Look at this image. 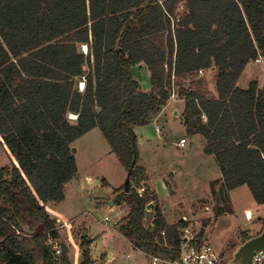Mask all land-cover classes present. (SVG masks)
I'll use <instances>...</instances> for the list:
<instances>
[{
	"label": "trees",
	"instance_id": "trees-1",
	"mask_svg": "<svg viewBox=\"0 0 264 264\" xmlns=\"http://www.w3.org/2000/svg\"><path fill=\"white\" fill-rule=\"evenodd\" d=\"M261 52L264 0H0V147L10 158L0 169V262L72 264L64 244L58 256L50 245L60 234L47 207L66 199L73 145L96 128L128 173V189L113 190L114 205L129 209L121 234L145 255L179 260L188 222L168 224L146 189L137 134L170 103L222 175L211 185L221 204L192 246L205 245L225 194L247 186L264 206V91L257 80L238 87ZM144 66L149 92L134 77ZM200 71L216 74L215 96ZM90 246L83 238L81 264H93Z\"/></svg>",
	"mask_w": 264,
	"mask_h": 264
},
{
	"label": "rangeland",
	"instance_id": "rangeland-1",
	"mask_svg": "<svg viewBox=\"0 0 264 264\" xmlns=\"http://www.w3.org/2000/svg\"><path fill=\"white\" fill-rule=\"evenodd\" d=\"M159 1L163 2L164 0ZM178 13L182 15L184 10L180 9ZM85 51L86 48H82V53L85 54ZM215 75L214 72L207 71L200 75L206 81L208 90L213 96L216 95ZM134 77L140 82L143 91H150V77L145 66L136 68ZM254 80L259 82L261 89L264 91V57L261 64H256L253 61L247 65L245 73L238 82V87L245 89L248 87L249 82ZM174 99H177V95L172 96L173 101H175ZM170 108L166 112L167 115L160 118L158 124H151L141 129L147 132L150 136L149 141L155 146L153 151L150 150V155L147 160L145 159V163H150V170L158 182L157 187L163 188L166 184V187L172 190L176 185L174 178L163 175V182L161 183L159 181L161 173L166 167L168 169L173 166L177 171L182 170L184 166H190L195 161L194 158L182 154L188 151L200 154L201 142L204 138L202 136H188L180 119L179 107L176 104V107L172 106ZM174 111L178 112L177 116L174 115ZM69 119L72 122L77 121V119L73 120L70 117ZM157 126H159L161 133L157 132ZM181 139H185L187 148H178ZM73 148L77 150L75 154L78 167L77 178L66 186L67 198L63 202L53 204L48 210L49 214L56 220L59 228L60 239L56 242L57 245L60 249L61 244L67 247L72 264L83 262L81 249L83 238L91 242L90 252L93 264H150L149 258L143 252L134 249L133 243L128 239L129 242H127L121 236L120 227L125 223L129 209L127 206L118 207L114 205L117 196L113 194V190L125 186L128 173L111 152V148L101 131L96 128L77 140ZM146 152L147 147L144 148V155ZM140 164L143 166L142 163ZM9 165V159L0 147V169ZM190 172V170L183 171L184 174H190ZM187 177H190V175H187ZM88 178L90 179L88 180ZM104 181H107L111 188H106L103 184ZM180 181L178 182L180 185H185L186 182L196 185L200 179L190 177L187 181ZM146 186L150 193L155 194L148 185ZM68 187H70L69 191ZM222 200L221 208L224 213L218 217L216 224L208 230L206 243L211 245L216 253H222L225 262H229L233 252L243 244V234L254 237L263 229L264 206L261 207L255 203L247 186L240 187L230 196L225 194ZM169 202L166 201V215H169V213L179 217L186 215L188 217L187 227L196 235L201 230L203 221L214 219L217 195L212 196L209 202H195L188 209L184 207L170 209L175 206L168 204ZM158 204L160 206L159 201ZM205 204H209L211 208L207 210H211L210 216L212 217L210 218L207 215L209 213L205 211ZM248 210L250 213L252 212V216L251 219H247L250 224L246 225L245 214ZM203 212L207 214L205 215ZM197 215L199 218L194 219ZM153 216L150 207L145 220L146 228L151 227ZM179 217L171 219L174 224L177 223ZM128 255L130 258H127ZM0 264L3 263L0 262Z\"/></svg>",
	"mask_w": 264,
	"mask_h": 264
},
{
	"label": "crops",
	"instance_id": "crops-1",
	"mask_svg": "<svg viewBox=\"0 0 264 264\" xmlns=\"http://www.w3.org/2000/svg\"><path fill=\"white\" fill-rule=\"evenodd\" d=\"M245 70H246V68H245ZM245 70H244L243 74L245 73ZM243 74H242V76H243ZM242 76L240 77V80H241ZM251 82H249V84ZM248 87H249V85H248ZM247 88H245V89H247ZM170 107H172L171 103L168 104V106H166L162 110L160 115H158V117H156V119L151 124H158L160 118L163 115H164V117L167 115L166 112L171 109ZM206 121L207 120H206L205 117L202 118V123L203 124H205ZM157 127H159V126H157ZM137 134H138V137H139V149H140V153H141L140 163L143 164V167L146 170V176H147V179H148L147 182H146V185H148L150 187V189L155 193V195H156V197H157V199H158V201L160 203V207H161V209L163 211V215L165 217V220H166V222L168 224L173 225L174 221H172L171 219H174L175 217L177 218L179 216H174L173 214H172L173 215L172 216V215H170V213H169V215H166V212H167L166 211L167 210L166 201L167 200L170 201L168 204H170L172 206L173 205L175 206V207L170 208V209H174L176 207H184L185 209H188L195 202H199V201H201V202H203V201L209 202L211 200L212 196H215L212 193L211 185L214 182L219 181L222 178V175H221L220 169H219V167H218V165L216 163L215 158L213 156H208V155L204 154V148H205V146L207 144V142H206L204 137H203L204 140L201 142L202 145H201V149H200V152H201L200 154L199 153L196 154V152H194V151H188L187 153H183L182 154V155H184V154L189 155V156H191V158H194L193 160H195V161H193V163L190 166H184L183 169H182L183 171L184 170H186V171L190 170L191 171L190 174L189 173L188 174H184L182 170H177L176 171L175 167H173V166H172V168H168V169L166 167L164 169V171H163L164 173L163 172L161 173L160 180H159L161 183L163 182V175L174 178V181H175L176 185H175V188L170 190V189H168L166 187V184H164L163 188L162 187L161 188L157 187L156 184H158V182L156 181L155 177H153L154 174H152V171L150 170V163H148V164L145 163V159L147 160L148 156L150 155V150L153 151L154 148H155L154 144H152L151 141H149V137L150 136L147 134V132H145L142 129L141 130L138 129L137 130ZM181 140H185V139H181ZM145 147H147V152L144 155V148ZM156 147H158V146L156 145ZM178 148H181V147H179V144H178ZM185 148H187V142H186L185 147L181 148V149H185ZM3 151L6 153V151L4 149H3ZM6 155H7V153H6ZM7 157H8L9 162H10V158H9L8 155H7ZM170 165L171 164L169 163V166ZM187 175H190V177H193V179L199 178L200 181L197 182L198 184H196V185H191L189 182L188 183L186 182L187 184L185 183V185H182V184L180 185V183H178L180 180L181 181L182 180L187 181L188 178H190V177H187ZM89 179L90 178H88V180ZM69 188L70 187L67 188L68 191H69ZM146 189H148L147 186H146ZM217 189H219V187H217ZM233 192H235V190L229 192L227 194V196L228 195L230 196ZM66 193H68V192L66 191ZM66 198H67V196H66ZM52 205L53 204L48 205L47 210H49V208H51ZM205 205H206L205 206V211L208 212L209 214H207L206 212H203V213L205 215L207 214L208 217L210 218V217H212V216H210L211 215V210L210 211H207V210H209L211 208L209 207V204H205ZM248 212H249V210L246 211V214ZM246 214H245V216H246ZM198 218H199V216L197 215L196 218H194V219H198ZM180 220H182L184 222H188V217L186 215L185 216L182 215V217L181 216L179 217L178 221H180ZM246 221H247L246 225L247 224L249 225L250 222L247 220V217H246ZM262 222H264V220ZM121 236L124 239H126L123 235H121ZM126 241L129 242L127 239H126ZM139 252H141V251H139Z\"/></svg>",
	"mask_w": 264,
	"mask_h": 264
},
{
	"label": "built area",
	"instance_id": "built-area-1",
	"mask_svg": "<svg viewBox=\"0 0 264 264\" xmlns=\"http://www.w3.org/2000/svg\"><path fill=\"white\" fill-rule=\"evenodd\" d=\"M162 3V1H160ZM181 10H183V7H180ZM179 9V10H180ZM87 46H84L85 49ZM88 53V49H86L85 54ZM264 57V52H261L258 54L257 58L254 60L256 64H261L262 59ZM200 75L203 74V71L199 72ZM85 88V83H80V91H83ZM70 118L73 120L77 119V116L70 115ZM204 118V117H203ZM157 132L161 133V130L159 127H157ZM186 145L185 140H181L179 143V147L184 148ZM247 219H251L250 215L246 214ZM20 234V232H17ZM181 238H182V245H181V256L179 260L176 261H169L167 259L161 258V257H154L145 255L149 258L150 264H222L223 258L222 253H216L213 247L207 243L201 247L199 251H197L193 246L192 242L195 240L197 234L195 235L189 227H186L180 231ZM165 237V234H162ZM50 245L53 246V251L58 256L61 254V249L57 245L56 242L50 241ZM127 258H130L128 255ZM253 264H264V251L259 252L255 255L253 259Z\"/></svg>",
	"mask_w": 264,
	"mask_h": 264
},
{
	"label": "water",
	"instance_id": "water-1",
	"mask_svg": "<svg viewBox=\"0 0 264 264\" xmlns=\"http://www.w3.org/2000/svg\"><path fill=\"white\" fill-rule=\"evenodd\" d=\"M86 49H88L86 47ZM178 112L175 111L174 115L177 116ZM73 154L75 155L77 153V150L75 148L72 149ZM129 185V179L127 180L125 186L126 189H128ZM217 204H221V201L219 200V195H217ZM112 205V202H111ZM148 209H150V206H148ZM25 233L27 234H34L35 232L30 230L29 226L27 224L21 225ZM264 251V227L261 230V232L250 238L248 241L241 244L232 254L231 260L227 264H253V259L256 254L259 252Z\"/></svg>",
	"mask_w": 264,
	"mask_h": 264
},
{
	"label": "bare ground",
	"instance_id": "bare-ground-1",
	"mask_svg": "<svg viewBox=\"0 0 264 264\" xmlns=\"http://www.w3.org/2000/svg\"><path fill=\"white\" fill-rule=\"evenodd\" d=\"M248 214H249L250 216H252L251 213L248 212ZM250 218H251V217H250Z\"/></svg>",
	"mask_w": 264,
	"mask_h": 264
}]
</instances>
